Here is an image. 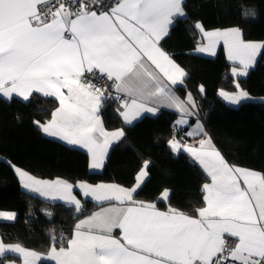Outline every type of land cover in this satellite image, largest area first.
I'll return each instance as SVG.
<instances>
[{
    "label": "snow or ice",
    "instance_id": "1",
    "mask_svg": "<svg viewBox=\"0 0 264 264\" xmlns=\"http://www.w3.org/2000/svg\"><path fill=\"white\" fill-rule=\"evenodd\" d=\"M182 4L183 0H111L105 10L103 0H0V94L9 99L16 94L25 101L33 91L56 97L59 107L51 120L34 123L46 134L83 145L91 153V167L102 168L109 145L125 133L104 129L98 112L105 91L85 73L112 81L117 93L126 94L121 115L128 124L142 111L154 113L155 107H147L150 102L178 110V125L195 114L191 94L182 100L170 87L182 82L185 70L159 47L174 19L184 15ZM197 27L202 30V25ZM204 35L208 44L199 50L211 52L223 39L228 58L242 66L232 69L234 75H247L264 48V42H245L238 28ZM235 86L236 93L219 94L233 104L253 99ZM187 135L207 134L198 123ZM169 145L176 152L184 148L211 178L202 186L205 206L195 209L197 215L172 207L160 211L154 203L133 199L148 162L131 189L81 183L85 196L123 206L102 208L80 220L67 247H52L57 264H224L229 259L233 264H264V174L229 165L210 137L199 147L182 145L175 138ZM15 171L25 189L59 196L80 210L71 184ZM169 192L165 189L161 199ZM0 217L14 220L15 213L0 212ZM116 229L120 237L113 235ZM225 234L237 239L234 247H226ZM6 252L22 254L23 264L39 259L19 244L0 240V256Z\"/></svg>",
    "mask_w": 264,
    "mask_h": 264
},
{
    "label": "trees",
    "instance_id": "2",
    "mask_svg": "<svg viewBox=\"0 0 264 264\" xmlns=\"http://www.w3.org/2000/svg\"><path fill=\"white\" fill-rule=\"evenodd\" d=\"M182 7L184 15L174 19L161 41L187 72L176 89L182 96L188 91L194 95L205 133L231 165L264 174V100L233 106L219 96L220 89L233 91L239 84L251 95L264 97V49L257 66L240 77L231 74L232 64L223 47L215 57L196 52L205 42L199 23L207 29L238 27L245 40L264 41V0H183ZM57 106L55 98L40 94L28 101L0 95V211L16 212L13 221L0 219V236L5 243L19 242L43 251L53 245H67L77 221L105 204L84 197L78 189L79 211L63 201L49 202L22 187L16 167L43 179L61 178L73 184L110 182L132 188L148 162V177L134 193L135 201L154 202L161 209L172 207L189 215H197L195 209L203 207L202 186L209 182V175L191 155L175 153L169 145L179 114L162 110L127 125L120 115L121 107L106 97L101 108L106 127L123 128L125 134L111 148L104 169L93 172L86 151L47 136L34 123L47 122ZM179 133L183 134L181 130ZM165 189L170 190L166 200L161 199ZM43 204L55 209L53 223L38 213L37 208ZM20 259L18 254L6 253L0 256V264ZM40 264L56 263L43 260Z\"/></svg>",
    "mask_w": 264,
    "mask_h": 264
},
{
    "label": "crops",
    "instance_id": "3",
    "mask_svg": "<svg viewBox=\"0 0 264 264\" xmlns=\"http://www.w3.org/2000/svg\"><path fill=\"white\" fill-rule=\"evenodd\" d=\"M183 5V4H182ZM174 23V22H173ZM199 25H202V30H201V28H199L200 30H201V32H202V34H203V37H204V45L203 46H201L200 48H204V47H206L207 46V44H208V40H207V37L204 35V32H211V31H225V30H230V29H236V28H238V27H228V28H212V29H207V28H205L204 26H203V24L202 23H199ZM172 26V25H171ZM171 26L169 27V31H170V28H171ZM238 29H240V28H238ZM240 31H241V34H242V39L245 41V42H264V41H261V40H245L244 39V37H243V33H242V30L240 29ZM169 33V32H168ZM167 36V35H166ZM165 36V37H166ZM164 37V38H165ZM164 38H162L161 39V41L164 39ZM161 41L159 42V47L164 51V52H166L169 56H170V58L172 59V60H174L175 61V63H177L181 68H183L162 46H161ZM221 47H223L224 48V50H225V53H226V56H227V59H228V61L232 64V69L233 68H241L242 66L239 64V61H232V60H230L229 58H228V48H227V45L224 43V40L223 39H220L219 41H218V43H216V45H215V48H214V50L213 51H211V52H209V51H200L199 49L200 48H198L197 50H196V52L197 53H199V54H201V55H204V56H208V57H215V56H217V54H218V51H219V49L221 48ZM263 49L264 48H262V49H260V51H259V53H258V55H257V57H256V60H255V63L250 67V68H248V70H247V73H248V71L250 70V69H252V68H254L255 66H257V64H258V62H259V59H260V56H261V54H262V51H263ZM184 69V68H183ZM232 69H231V74H233L232 73ZM185 70V69H184ZM185 72H186V70H185ZM234 75V74H233ZM235 77H240V76H245V75H234ZM186 77H187V72H186V76L185 77H183V79H182V82H180V83H177L176 85H170V87H171V89H172V91L177 95V96H179L182 100H186L187 99V96H188V94L190 93L191 94V96H192V99L195 101V108L193 109V111L195 112V114L194 115H191V116H186V117H184L185 119H187L188 120V123L187 124H183V125H178L177 124V121L178 120H180L181 119V113H179V111L178 110H176L175 108H172V107H169V106H167L166 104H159V105H157V104H155V103H152V102H150V103H148V105H147V107H149V108H151V107H155L156 108V111L153 113V112H147V111H142L141 113H140V115L139 116H137L134 120H132V122H131V124H134L135 122H137L138 120H140L141 118H143L144 116H148V115H150V116H154V115H157V114H159L162 110H170V111H173V112H175V113H177V114H179V117H178V119H177V121H176V125H177V127H178V129L179 130H181V132L183 133V135L185 136V138H186V141L185 142H181L179 139H178V137H176V136H174L173 138H175V139H177V140H179L180 141V143L182 144V145H187V146H194V147H199V142L201 141V140H204V139H207L208 137H210L209 135H193V136H189V135H187V133L188 132H190V131H194L196 128H197V124L199 123V125H202L203 126V131H204V133H205V126H204V123H203V121L199 118V116H198V107H197V103H196V100H195V97H194V95L191 93V91H188L184 96H182L180 93H179V91L176 89V86L177 85H179V84H181V83H183L184 82V80L186 79ZM222 89H224V88H222ZM228 90V89H227ZM236 90H238V89H236ZM236 90H233V91H236ZM204 91H205V89H204V87H203V93H204ZM220 91H221V89H220ZM220 91H219V93H220ZM230 91H232V90H230ZM34 94H40V95H43L42 93H39V92H37V91H33L32 92V94H31V96L29 97V99L34 95ZM118 94H121V95H123L124 97H125V99H128V97L126 96V94H124V93H118ZM2 97H4V98H6V99H8V100H11V99H13L14 97H17V98H20L21 100H24L23 98H21V97H19L18 95H16V94H13V96H12V98L11 99H9V98H7V97H5V96H3V94H0ZM219 96H220V94H219ZM48 97H51V96H48ZM105 97H107L106 95H105ZM53 98H55L57 101H58V99L56 98V97H53ZM28 99V100H29ZM27 100V101H28ZM104 100V99H103ZM103 100H102V102H101V107H100V109H99V112H98V115H99V117H100V119H101V121H102V123H103V127H104V129L106 130V131H108V132H113V131H116V130H120V129H122L123 131H124V129L123 128H116V129H108L107 127H106V125H105V123H104V119H103V117H102V114H101V108H102V105H103ZM25 101V100H24ZM233 104V103H232ZM59 107V101H58V106L56 107V108H58ZM55 108V109H56ZM55 111V110H54ZM123 111H125V109L123 108V104L121 105V108H120V115H121V113L123 112ZM121 117H122V115H121ZM52 118V117H51ZM122 119H123V117H122ZM49 120H51V119H49ZM48 120V121H49ZM123 121H124V119H123ZM44 123H46V122H44ZM124 123L125 124H127V125H131V124H128V123H126L125 121H124ZM41 124H43V123H41ZM124 133H125V131H124ZM46 134V133H45ZM47 136H49V137H53V138H57V139H60V140H62V141H64V142H66V143H68L67 141H65V140H63L62 138H60V137H54V136H51V135H49V134H46ZM123 137H121L120 139H118V140H114V141H112L111 142V144L109 145V147H108V149H107V153H106V156H105V158H104V163H103V167L102 168H99V169H95V168H92L91 167V153L89 152V150L87 149V148H85V147H83V145H73V144H70V143H68L69 145H71V146H73V147H77V148H79V149H82V150H84V151H86L88 154H89V157H90V170L91 171H93V172H99V171H102L103 169H104V166H105V163L107 162V159H108V156H109V153H110V151H111V148L116 144V143H118L121 139H122ZM211 138V137H210ZM211 143H212V145H214V147L217 149V150H219L217 147H216V145L214 144V142H213V140L211 139ZM174 151V150H173ZM181 151H184V152H186L185 151V149L184 148H181L180 150H179V152H176V151H174L175 153H180ZM220 151V150H219ZM187 153V152H186ZM220 153L222 154V156L225 158V156L223 155V153L220 151ZM190 155V154H189ZM194 160H195V158H193ZM225 160L227 161V159L225 158ZM196 161V160H195ZM197 163H198V161H196ZM228 162V161H227ZM199 164V163H198ZM228 164L229 165H231L229 162H228ZM200 165V164H199ZM201 166V165H200ZM231 166H234V165H231ZM202 168H203V166H201ZM235 167H239V168H243V169H248V170H252V171H256V170H253V169H249V168H246V167H242V166H235ZM204 169V168H203ZM205 170V169H204ZM206 171V170H205ZM146 172H147V169H146ZM256 172H258V173H261V172H259V171H256ZM207 173V172H206ZM18 174V173H17ZM31 175V174H30ZM19 176V175H18ZM34 177H36V176H34ZM147 177H148V172H147V175L146 176H144L143 178H142V182L140 183V186L145 182V180L147 179ZM210 177V176H209ZM56 179H60V180H63V181H65L64 179H61V178H56ZM56 179H45V180H47V181H55ZM67 182V181H66ZM67 183H69V182H67ZM81 183H86V184H89V185H92V186H96V185H99V184H113V185H119V186H121V187H124V186H122V185H120V184H117V183H110V182H99V183H95V184H93V183H90V182H87V181H79V182H77L76 184H75V186L77 185L78 187H79V185L81 184ZM208 183H211V178H210V180H209V182ZM70 184V183H69ZM72 185V184H71ZM74 186V185H73ZM243 186V185H242ZM80 188V187H79ZM124 188H128V187H124ZM133 188V187H132ZM128 189H131V188H128ZM138 189V188H137ZM28 190V189H27ZM30 191V190H29ZM80 191L82 192V194H83V196L84 197H87V198H91V199H93V200H95L94 198H92L90 195L89 196H85L84 195V190L82 189V188H80ZM32 192V191H31ZM36 193V192H35ZM38 195H40L41 197H43L45 200H47V201H49V202H55V201H63V202H65L63 199H61L59 196H57V197H55V198H52V197H46V196H43V195H41V194H39V193H37ZM169 194H170V192H169ZM134 195V194H133ZM169 197V196H168ZM76 199H78L79 201H80V203H81V199H80V197H78L77 196V198ZM168 199V198H167ZM96 201V200H95ZM97 202H99V203H105L103 206H101V207H99V208H97V209H95L94 211H92L91 213H89V214H87V215H84L83 217H81L78 221H77V223H79V221L80 220H83V219H85L86 217H88V216H91L93 213H95V212H98V211H100L102 208H106V207H112V206H116V207H119V206H123V205H120L119 204V202H116V201H111V202H106V201H104V202H102V201H97ZM138 202H140V201H138ZM67 203V202H66ZM145 203H154V202H145ZM155 204V203H154ZM155 206H156V208L158 209V210H160V211H167V210H164V209H161V208H159L156 204H155ZM205 206V204L203 205V207ZM0 212H3V213H7V212H4L3 210L2 211H0ZM15 213V218H16V212H14ZM192 216H196V215H192ZM0 219L1 220H3V221H7L8 219L7 218H5V217H0ZM15 220V219H14ZM76 223V224H77ZM73 234H74V231H73ZM113 235L114 236H116V237H120L121 236V231L119 230V229H116V230H114V232H113ZM227 236H229V235H227V234H225V237H224V239L227 237ZM72 237H73V235H72ZM71 237V238H72ZM235 239V244L238 242L237 241V239L236 238H234ZM0 240H3L2 239V237L0 236ZM4 242V241H3ZM4 244L5 245H11L10 243H5L4 242ZM53 246H55L57 249H59L61 246H63V247H67L68 245H53ZM52 246V247H53ZM52 247H50L48 250H46V251H43V250H37V249H34L36 252L35 253H37L38 254V256H39V259H37L36 261H35V264H40L41 263V261H43V260H49V261H53L54 263H56L57 264V262L52 258V256H51V249H52ZM6 253H8V252H6ZM5 253V254H6ZM5 254H3V255H5ZM2 255V256H3ZM17 264V263H19V264H23V261H12L11 262V264Z\"/></svg>",
    "mask_w": 264,
    "mask_h": 264
},
{
    "label": "built area",
    "instance_id": "4",
    "mask_svg": "<svg viewBox=\"0 0 264 264\" xmlns=\"http://www.w3.org/2000/svg\"><path fill=\"white\" fill-rule=\"evenodd\" d=\"M53 3H56L57 0H52ZM103 3L105 5V10L107 9V6L110 5L111 0H103ZM43 10V9H42ZM96 76L99 77L100 74L97 72ZM85 78L89 80L92 84L96 85L97 87L101 88L105 91V95L116 101V103L121 107L122 103V97L125 99V97L121 94H118L115 90V88L112 86V81H109L107 79H100V78H94L91 74L85 73ZM174 136L178 137V139L181 142H185L186 138L183 134L179 133V129L177 125L175 124L173 127ZM226 241V247L235 245V239L233 237L227 236L225 238ZM224 264H233V262L229 259V261H225Z\"/></svg>",
    "mask_w": 264,
    "mask_h": 264
},
{
    "label": "rangeland",
    "instance_id": "5",
    "mask_svg": "<svg viewBox=\"0 0 264 264\" xmlns=\"http://www.w3.org/2000/svg\"><path fill=\"white\" fill-rule=\"evenodd\" d=\"M243 89V88H242ZM221 90H223V91H225V92H228V93H236L238 90H236V91H230V90H227V89H221ZM243 90H245V89H243ZM245 91H247V90H245ZM248 92V91H247ZM249 93V92H248ZM250 94V93H249ZM250 96L253 98V99H250V100H264V97H257V96H253V95H251L250 94ZM220 97H221V95H220ZM223 98V97H222ZM224 99V98H223ZM225 100V99H224ZM227 101V100H226ZM244 101H248V100H244ZM229 104H231V105H233V106H238L239 104H232V103H230L229 101H227ZM243 102V101H242ZM241 102V103H242ZM16 168H19V167H16ZM19 169H21V170H23V171H25V172H27V173H29L28 171H26V170H24V169H22V168H19ZM29 174H31V173H29ZM32 175V174H31ZM32 176H34V175H32ZM35 178H37V179H39V180H45V179H43V178H39V177H35ZM45 181H47V180H45ZM70 184H72V195L73 196H75L76 198H77V194H76V192H75V190L76 189H78V190H80V188L76 185L75 186V184H73V183H70ZM33 193H35V192H33ZM37 194V193H36ZM4 212H7V213H14V211H10V210H3ZM7 221H13V220H7ZM10 244L11 245H16V244H19L21 247H23L24 249H26V250H28V251H32V252H36L34 249H31V248H28V247H26V246H24V245H22L21 243H19V242H10ZM9 253V252H8ZM14 254H17V253H14ZM18 255H20L21 256V259L20 260H16V261H23V256H22V254H18ZM16 264V263H15ZM17 264H19V263H17Z\"/></svg>",
    "mask_w": 264,
    "mask_h": 264
},
{
    "label": "water",
    "instance_id": "6",
    "mask_svg": "<svg viewBox=\"0 0 264 264\" xmlns=\"http://www.w3.org/2000/svg\"><path fill=\"white\" fill-rule=\"evenodd\" d=\"M37 211L48 223H53L56 220L55 209L50 205L43 204L37 208Z\"/></svg>",
    "mask_w": 264,
    "mask_h": 264
}]
</instances>
